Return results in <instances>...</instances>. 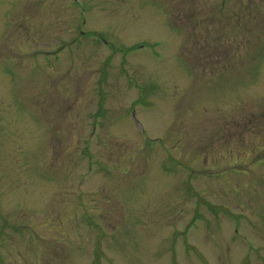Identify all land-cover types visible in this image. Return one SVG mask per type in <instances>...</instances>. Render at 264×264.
<instances>
[{
	"label": "rangeland",
	"instance_id": "obj_1",
	"mask_svg": "<svg viewBox=\"0 0 264 264\" xmlns=\"http://www.w3.org/2000/svg\"><path fill=\"white\" fill-rule=\"evenodd\" d=\"M0 264H264V0H0Z\"/></svg>",
	"mask_w": 264,
	"mask_h": 264
}]
</instances>
